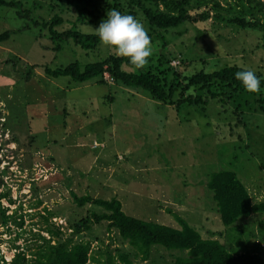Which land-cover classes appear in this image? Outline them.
<instances>
[{
    "label": "rangeland",
    "instance_id": "374dc122",
    "mask_svg": "<svg viewBox=\"0 0 264 264\" xmlns=\"http://www.w3.org/2000/svg\"><path fill=\"white\" fill-rule=\"evenodd\" d=\"M5 1L21 6L0 5V35H10L0 42V264L16 257L20 264H44L60 242L89 243V264H111V257L118 262L120 254L133 264L188 258L187 251L155 246L144 262L105 221L76 232L93 213L105 211L78 207L73 194L117 198L129 216L180 229L171 210L203 239L264 258V214L242 219L237 237L222 224L207 188L212 173L234 171L252 201L264 202V103L257 92L213 99L191 88L166 105L116 82L108 70L85 83L49 77L44 65L84 66L114 54L101 43L84 51L72 41L55 50L59 42L53 43L43 20L58 15V31L75 27L90 34L108 11L99 22L87 17L79 23L72 0ZM114 1L109 9L132 15L150 38L152 55L142 71L175 73L186 82L199 71L236 65L264 76L261 32L214 19L159 29L132 0ZM142 1L163 9L162 0ZM218 1L220 13L239 16V0ZM98 2L106 9V0ZM205 10L218 11L213 3L198 12Z\"/></svg>",
    "mask_w": 264,
    "mask_h": 264
},
{
    "label": "trees",
    "instance_id": "16d2710c",
    "mask_svg": "<svg viewBox=\"0 0 264 264\" xmlns=\"http://www.w3.org/2000/svg\"><path fill=\"white\" fill-rule=\"evenodd\" d=\"M106 1L107 7L104 9L99 7L98 0H72V4L79 10L78 22H85L87 17H89L88 22H99L100 15H105L115 3L114 0ZM223 1L227 2V0ZM132 2L143 10L149 25L159 29L168 30L185 23L198 24L214 19L239 28L257 30L262 33L264 39V0H239V16L220 13L222 5L218 0H162L163 9L158 6L150 8L142 0H132ZM209 3H213L218 11L212 13L214 10L212 9L198 12L200 7L208 6ZM193 4L197 5L192 7ZM0 5L21 6L19 2L5 0H0ZM246 13L249 15L247 16ZM61 22L62 18L57 15L50 21L43 20L41 23L42 27L49 31L53 43L59 42L55 50H59L65 42L70 41L84 51H91L100 44L95 33H83L75 27L63 32L58 31L56 26ZM9 37L8 32L0 35V42L8 40ZM124 65L129 66L124 58L113 55L103 61L88 63L84 66L77 62L58 69L44 65L43 71L49 77H68L76 83H85L101 77L108 70L116 82L128 88L140 89L157 102L166 105L174 104L179 95L191 88L206 90L213 99L226 92L231 96L246 93L234 76L235 72L246 68L236 65L213 72L199 71L186 79V82L176 78L175 73L173 76H164L149 69L126 71L123 68ZM256 75L260 78L257 93L260 101L264 103V76L257 73ZM262 110L264 111V107ZM207 188L213 194L216 211L222 224L229 231L236 232L237 237L243 233L239 231V228L244 226L240 224L242 219L264 214V202L252 201L247 188L234 171L212 173L209 176ZM73 200L78 207L93 205L105 211L103 214L93 213L83 221L82 227L77 226L76 232L89 231L94 225L105 221L108 223V230L117 231L119 236L135 249V255L144 262L150 259L153 247L159 246L166 250L187 251L188 258H177L174 264H264V258L259 256L257 251H231L218 240L203 239L197 229L171 210L168 213L175 217L180 229L129 216L123 211L122 203L117 198L104 200L90 195L79 197L73 194ZM90 251L89 243L80 242L72 245L71 242H60L52 247V252L47 256L48 261L44 264H89ZM109 260L111 264H133L128 254H120L118 262H115L114 257ZM13 264H20L17 262V257Z\"/></svg>",
    "mask_w": 264,
    "mask_h": 264
},
{
    "label": "clouds",
    "instance_id": "9594fccd",
    "mask_svg": "<svg viewBox=\"0 0 264 264\" xmlns=\"http://www.w3.org/2000/svg\"><path fill=\"white\" fill-rule=\"evenodd\" d=\"M93 31L102 46L115 56L124 58L135 70L143 68L152 55L150 38L132 15L112 9ZM234 76L245 92L259 90L260 78L253 70L246 68L235 72Z\"/></svg>",
    "mask_w": 264,
    "mask_h": 264
}]
</instances>
